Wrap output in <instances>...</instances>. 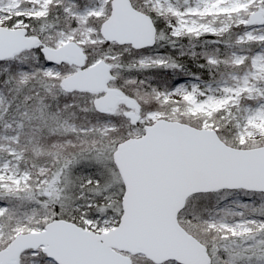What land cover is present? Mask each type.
I'll list each match as a JSON object with an SVG mask.
<instances>
[{
	"label": "rangeland",
	"instance_id": "obj_1",
	"mask_svg": "<svg viewBox=\"0 0 264 264\" xmlns=\"http://www.w3.org/2000/svg\"><path fill=\"white\" fill-rule=\"evenodd\" d=\"M110 1L0 0V25L15 28L24 26L30 34L38 35L43 42L52 47H58L73 40L84 47L86 51L88 45L104 40L100 27L101 22L111 12ZM143 1L150 3L151 7L159 14L169 13V17H173V23L168 24V26L169 31L174 35L191 34L197 36L206 33L221 35L230 27H239L241 31L237 35L238 41L261 42V44L259 43L260 45L252 53L233 47L229 48V56L233 63L248 62L247 67L241 73L228 72L216 79L207 80L199 73L188 72L185 77L177 79L171 88L153 89V96L144 94V99L136 97L135 99L139 103L140 120L137 124L131 125L129 133L138 136L142 134L145 124H151L158 118L179 120V117L197 120L199 125L193 124L194 126L211 128L218 132V122L223 123L224 119H227L233 121L230 127H233L231 130L238 144H230L219 135L226 143L242 148L264 145V0ZM53 3L64 6L62 14L64 20H61L63 23L56 24L52 18H47L41 23L37 22L36 30L31 27L30 22L26 19L46 17L48 9ZM257 10L262 11L261 21L254 25L246 23L251 13ZM7 22H12V24L9 25ZM160 36H164V33ZM157 38H159L158 33ZM129 46L127 45L125 49L129 50ZM40 55L42 54L39 49H32L15 56L14 58L19 56L21 65L16 69L14 75H17L23 83H26L37 73L39 74V85L45 91L55 90L53 87L56 85L62 89L60 86L61 80L73 73L77 68L76 65L47 63L44 57L43 61H40ZM208 57L210 61L215 62L213 54ZM26 59L38 63L37 67L35 62L37 67L35 72H32L23 63ZM133 59L141 65L159 63L163 60L160 55L148 53L134 56ZM98 60L96 58L92 63ZM106 61L112 65V71L116 78L119 67L114 66L111 61ZM109 85L117 88L111 81ZM40 92L36 94H40ZM6 105L5 96L0 90V119L2 120L0 125V192L17 191V189H23L33 183L36 188L34 190L37 192L35 193L36 198L40 195L44 196V198L38 199V203L45 207V212L50 216L59 212L61 215H73L80 222L79 225L95 232H104L115 227L122 212L121 200L124 193V183L113 161L115 147L112 146L109 139H104L107 133L116 128L113 121L109 118L102 126L104 132L100 135L101 141L93 138L85 140L84 134L65 139L63 142L65 146H62V148L63 151H68L65 155L67 157L63 158L61 163H56L50 172L44 170L45 172L43 171L32 177L25 163L23 166L21 165L23 152L17 145L19 143L22 146L25 145V142L20 139L22 134L26 133V121L28 119L35 120V123L30 124L28 127L34 130L31 133L34 137L38 133L41 117L36 111H29L26 108L23 109L25 115L23 117H3V108ZM47 107L48 103L40 102L39 108L41 110L46 111ZM127 111H129V108L125 103H119L112 114H125L127 117ZM67 112H70V110H67ZM127 120L131 123L129 118ZM64 121L69 123L72 130L79 128L74 121L68 118H64ZM53 127L55 126H48V131H52ZM86 129V127H80L81 133L86 132ZM43 136L48 138L49 133L46 131ZM53 143L55 146L59 145L55 141ZM32 147L42 153L52 151L50 142L40 144L34 141ZM73 149L78 151L72 154ZM92 159L103 166L104 179L107 181L106 185L97 186L98 181H92L94 180L92 174L78 169V166L83 164L84 161H91ZM53 160L55 162L58 160L56 154L53 155ZM74 172H81L84 184L79 186L80 189L78 188L73 198V195H70L69 187H71L70 181ZM88 185L90 186L85 189ZM83 187L85 188L82 189ZM221 196L222 199L217 207L218 212H214L206 219L209 228L222 232L223 235L228 233L244 236L242 240H246L248 236L255 233V227L263 225L261 221L254 220L244 210L249 207L248 203L250 202L248 201H250V198L246 199L237 191L233 193L224 192ZM6 207L5 203L0 202V217L4 214ZM34 216L35 213H31L28 217H25L27 219L24 224L26 227L19 228L17 233L41 230L43 228L41 225L30 224V222L36 221L29 219V217ZM3 229V224L0 222V242L2 241ZM17 233H14L10 241ZM241 248L243 249L242 246ZM39 250L41 248L36 251L31 250L27 256L33 257ZM213 251L212 263L220 259L215 254L218 250L214 249ZM232 255L235 257V254L231 253ZM133 256L135 255H132V261ZM46 259L47 261L44 264H56L53 259ZM31 263L38 264L39 260L31 259Z\"/></svg>",
	"mask_w": 264,
	"mask_h": 264
},
{
	"label": "water",
	"instance_id": "obj_2",
	"mask_svg": "<svg viewBox=\"0 0 264 264\" xmlns=\"http://www.w3.org/2000/svg\"><path fill=\"white\" fill-rule=\"evenodd\" d=\"M262 11L247 19L254 25ZM105 41L130 44L135 49L153 47L157 27L152 16L131 0H111V12L102 22ZM39 49L47 63L75 64L64 77L66 91L100 93L94 106L112 110L123 101L132 124L140 120L139 103L109 85L115 78L112 65L99 59L86 65L87 53L78 42L52 47L28 29L0 25V61L24 51ZM144 133L116 145L113 161L124 183L118 224L95 232L55 218L38 231L19 232L2 249L0 264H20L21 254L41 248L57 264H133L132 255H144L156 264H211L207 246L179 221L190 196L223 189L264 192V145L236 147L221 139L215 129L158 118Z\"/></svg>",
	"mask_w": 264,
	"mask_h": 264
},
{
	"label": "trees",
	"instance_id": "obj_3",
	"mask_svg": "<svg viewBox=\"0 0 264 264\" xmlns=\"http://www.w3.org/2000/svg\"><path fill=\"white\" fill-rule=\"evenodd\" d=\"M132 1L135 7L150 13L153 17L159 34L155 46L134 49L128 45L130 48L126 50L125 47L127 45H119L115 42L102 40L98 43L88 45L86 51L87 64H91L96 58H105L111 61L114 66L117 65L119 67L118 75L111 82L123 94L134 99L136 97L144 99V94L153 96V89L171 88L177 79L185 77L188 72L199 73L207 80L216 79L228 72L235 71L241 73L247 67L248 62L233 63L229 56V48L233 47L252 53L261 44V42L238 41L237 35L241 31L239 27H230L221 35L207 33L197 36L191 34L174 35L169 31L168 24L173 23V17H169V13L159 14L151 7L150 3H145L143 0ZM63 10L64 6L53 3L48 9L46 17H33L32 19L26 20L30 22L31 27H34L35 30L38 25L37 22L41 23L47 18H52L56 24L63 23L61 21L64 20L62 16ZM7 23L9 25L12 24V22ZM162 33H164V36H160ZM143 53L160 55L163 60L159 63L141 65L133 57ZM210 54L214 55L215 62L209 60L208 56ZM40 61H43L42 55H40ZM35 62L31 59L23 61L26 67L31 69L32 72H35L38 67V63L36 62V67ZM20 65L21 61L19 56L3 62L0 61V90L4 94L7 102L6 107L3 108L4 112H1H3V117H23L25 116L23 109L26 108L29 111H36L41 117L38 133L34 137L31 135L34 130L28 127L30 124L35 123V120L28 119L26 121V133H23L20 139L25 142V145L22 146L21 143L17 145L23 152L21 165L23 166L25 163L32 177L36 174L39 175L44 170L50 172L56 163H61L63 158L67 157L65 155H67L66 153L68 151H63L62 148V146H65L63 143L65 139L72 138L74 135L84 134L85 140L93 138L94 140L101 141L102 138L100 139V135L104 132L102 131V126L109 118L116 125V128L107 133L104 139H109L112 146L116 147L117 143L133 136V134L129 133L132 124L129 123L125 114H112L113 111L102 112L94 107L92 103L96 96L95 93L88 91L65 92L58 85L53 87L55 90L45 91L39 85V74L37 73L28 82L23 83L21 78L14 75ZM124 83L126 84L124 85ZM39 91H41L40 94H36ZM40 102L48 103L46 111L44 110L45 107L42 110L39 108ZM67 110H70V112H67ZM25 114L28 116L27 113ZM64 118L74 121L79 128L72 130L69 123H65ZM178 119L192 125H199V122L194 119H188L187 117H179ZM1 124L2 120L0 119ZM232 124L233 121L224 119L223 123L218 122L217 130L225 141L237 145V140L231 130L233 127H230ZM52 125L55 127H53L52 131H48L47 127H52ZM80 127H86L87 131L81 133ZM143 130L144 127L142 133ZM46 131L49 133L48 138L43 136ZM34 141L40 144H48L50 142L52 151L50 150L47 153H42L40 150L36 151L32 147ZM54 141L55 143H59V145L55 146ZM86 150L88 151V149ZM76 151L74 150L72 154H75ZM53 152H56L54 154L58 156L56 162L53 160ZM78 169L92 174L94 178L92 181H98L97 186L106 185L107 181L104 179L103 166L98 164L94 159L84 161L83 164L78 166ZM80 173L74 172L71 176V187H69V191L70 195H73V198L78 188L80 189L79 186L84 184ZM34 185L30 183V186L17 189V191L0 192V202L5 203L7 206L4 214L0 217V222H2L4 227L0 249L9 243L10 238L14 233H17L19 228L26 227L24 225L27 222L25 217H28L31 213H35V216L29 217V219L36 221L30 222V224H34L35 226L41 225L44 227L48 221L54 218H65L80 223L73 215H61L59 212L50 216L46 213L44 210L45 207L38 203V199H42L44 196L40 195V197L36 198L35 193L37 192L34 190L36 189ZM89 186H86V188L83 187L82 189H87ZM235 191L239 192L246 199L250 198V201H248L250 203L247 202L249 207H246L244 210L254 220L261 221L263 224L261 227H255V233L248 236L246 240H242L244 236L228 233L223 235L222 232L209 228L206 223L207 217L214 214V212H218L217 207L219 201L222 199L221 194L224 192L233 193ZM42 217L45 218L41 219ZM179 221L189 232L198 237L207 246L209 253L212 254L211 256L214 255V249L218 250L215 254L220 259L213 261L212 264H264V192L247 191L244 189H223L216 192L194 194L188 198L187 205L179 213ZM29 252H31L30 249L22 253L20 264H32L31 259L39 260L38 264H44L47 261L45 253L41 250L33 257L27 256ZM231 253L235 254V257L233 255L231 256ZM133 264L155 263L143 255H135L133 256ZM161 264L179 263L170 260Z\"/></svg>",
	"mask_w": 264,
	"mask_h": 264
}]
</instances>
